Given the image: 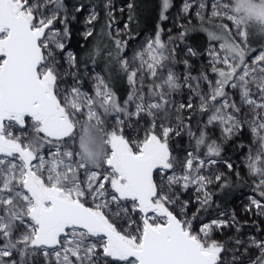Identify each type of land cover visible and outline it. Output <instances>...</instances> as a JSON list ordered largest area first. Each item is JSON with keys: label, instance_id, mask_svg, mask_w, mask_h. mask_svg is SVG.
Wrapping results in <instances>:
<instances>
[{"label": "snow or ice", "instance_id": "obj_1", "mask_svg": "<svg viewBox=\"0 0 264 264\" xmlns=\"http://www.w3.org/2000/svg\"><path fill=\"white\" fill-rule=\"evenodd\" d=\"M173 7L160 0V21ZM103 8L111 36L114 5ZM126 8L132 21L135 4ZM84 12L87 41L95 7L0 0V264H264L259 226L261 235L247 236L234 212L200 219L211 188L231 186L213 169L222 162L234 170L217 159L228 141H239L252 178L244 211L264 217V47L251 55L253 29L264 39V0H184L177 16L189 24L193 13L220 21L204 29L199 68L190 62L198 51L177 44L190 31L182 24L167 41L157 24L130 58L128 41L114 39L107 56L126 78L123 100L69 46ZM123 31L130 35L128 23ZM184 136L189 147L179 156L171 144ZM227 229L236 235L218 239Z\"/></svg>", "mask_w": 264, "mask_h": 264}, {"label": "rangeland", "instance_id": "obj_2", "mask_svg": "<svg viewBox=\"0 0 264 264\" xmlns=\"http://www.w3.org/2000/svg\"><path fill=\"white\" fill-rule=\"evenodd\" d=\"M111 2L114 5V9H115L114 13H113L115 16V23H113L112 29H111L112 34L114 35L113 37H114V39H121V40H127L128 41L127 47L124 51V55H126L127 57L130 58L133 55L134 51L139 50L141 45H143L144 42L147 39L151 38L152 36L149 34V32L145 31V32H142L140 35H138L134 38H131V36L129 34H127L123 31L125 23H128V13L129 12H128V9L126 8V5L129 2H131V0H127V3L124 5L119 4L117 0H111ZM172 2H173L174 7L169 12L170 18L167 21H159V23H158L163 29H165V33L163 35V39L165 41H167V39H168V35H169V33L167 31L168 29H172L171 35L173 37L177 36L179 31L182 30L180 27L177 26V24H182L185 27H188L189 29L191 27H193V28H200V29L204 30L205 28H209L212 25L220 23V21H209L207 19L205 21L201 22L198 18L195 17V15L193 13L189 17V19L191 20V24H189L188 20L184 19L182 14L179 17L177 16V13H178L180 7L182 6L184 0H172ZM210 2H211V0H209V3ZM68 7H69V9L72 8L70 6H68ZM86 7L91 9L93 6L90 5V6H86ZM121 8L124 9L123 12L120 11ZM116 13L118 15H116ZM76 15H77V19L72 22L70 27H73L75 29L78 38L83 39L81 33L84 31V28H85L84 16L87 15V12H84L83 14H76ZM223 22L228 23L227 21H223ZM57 26L60 27V25H57ZM229 27H231L230 23H229ZM209 29H212V28H209ZM117 30H121L119 36L116 35ZM114 39H113V41H114ZM177 44L179 45V48L181 50H183L186 46V44H183L181 41H177ZM110 46H111V48H109L108 51H111L113 53V55H115L114 43L110 42ZM208 47H209V45L205 49L204 54L202 56L190 58V62L194 66H196L197 68H199L201 66V64L206 63L205 52L208 49ZM259 50L260 49L253 51L251 53V55L255 56ZM103 59H104L105 64H103V61L101 59H99L98 57H95V61H96L95 64H98L101 66L104 65V67H105V65H108L109 63L114 61L112 59H109L107 54L105 55V57ZM86 60H87V62L90 61L92 63V60H90L89 58H87ZM95 64H93V65H95ZM88 69H89V71H92L94 69L95 72H99L93 66L88 67ZM183 70L184 69H183L182 64L177 65L178 73H183ZM121 75H120L119 79H117L115 77V80H116L115 83H118V85L121 84V77H122ZM125 83L128 86L126 78H125ZM90 87H91L90 82L86 80L85 81V88L90 90ZM128 91H129V87H128ZM126 96H127V94L125 96H121L120 99L123 100L124 98H126ZM182 98L183 97L180 95L176 96L177 100H180ZM197 119H199L198 116H193V118H192L193 131H196L195 125H196ZM244 139H245V141H247V136H245ZM238 143H239V141H236V142L228 141V142L224 143L223 152L221 154V157L217 158L218 161L226 159V160H229L230 162H232L234 165V170L232 172H230L222 162H218L216 165H214L213 169L215 171L225 173L227 178H228L230 185H233L234 183L239 182L242 185V190L236 195L235 199L229 204V206L225 210L213 211L210 207V208H208L207 211L201 212L200 219L207 221V220L215 218L216 215L219 214L220 212H225L228 214H231L234 212L236 214L237 218L241 221V223L243 225L242 231L247 236L261 235V233H258L256 231V228H257V226H259L260 229L264 230V217H258V216L251 214V213H245V211H244L245 205H247L249 203L248 198L251 195H253L252 178L247 174V170L245 169V167L242 164L243 150H240L236 147V145ZM171 146L176 150V152H175L176 155L182 156L184 154L182 149L189 147L188 137L184 136L182 138H176L175 140L172 141ZM236 171H239V173H240L239 176L235 175ZM211 191L215 195L217 192H220L221 189L216 188V187H212ZM188 195L190 196V195H192V193L190 192ZM184 198L187 199L188 196H185ZM197 207L198 206L195 203H192L189 210H188L189 215H191V213L195 212ZM245 221H247V223H244ZM253 221H255V223H253ZM235 235H236V233L234 232V230L227 229V230H225L224 233L218 234L217 238L218 239H226L229 236H235Z\"/></svg>", "mask_w": 264, "mask_h": 264}, {"label": "trees", "instance_id": "obj_3", "mask_svg": "<svg viewBox=\"0 0 264 264\" xmlns=\"http://www.w3.org/2000/svg\"><path fill=\"white\" fill-rule=\"evenodd\" d=\"M119 4L124 5L127 3V0H117ZM105 0H66V4L70 7L73 5L83 3L85 6H93L100 13L99 20L95 25V34L93 37L89 38L87 41L84 39L78 38L76 31L73 27V36L72 40L69 43V46L72 51H74L82 61L87 62L90 54L93 52V49L99 47L100 52L95 57H98L104 62V57L108 52V49L111 48L110 42H113L114 35L111 31V36L108 35L109 29L106 28V14L105 9L103 8ZM135 4V11L132 12L133 19L132 21L128 20L130 26V36L134 38L140 35L142 32H149L151 36L156 31V26L159 23V3L160 0H131ZM129 12V11H128ZM116 15H118L116 13ZM129 15V13H128ZM198 27V26H197ZM209 28H213V25ZM255 35L252 40L251 46L254 49H261L264 47V39L261 38L259 32L254 28ZM183 44L192 46L195 50L198 51L199 55L204 54L205 49L209 45V40L207 37V32L200 28H190L189 33L185 37ZM87 66L95 67L103 76L110 80L111 86L114 91H116L119 97L125 96L128 93V86L125 83L124 74L120 71L119 65L115 60L108 65H98L87 62ZM83 69V65H82ZM122 75H121V74ZM121 77V84L115 83V77L119 79ZM242 190V185L239 182L234 183L229 188H225L220 192H217L213 196V204L211 209L213 211H222L225 210L229 204L235 199L236 195Z\"/></svg>", "mask_w": 264, "mask_h": 264}]
</instances>
